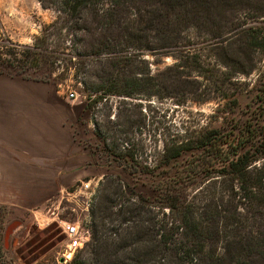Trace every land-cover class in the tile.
<instances>
[{
	"label": "trees",
	"instance_id": "16d2710c",
	"mask_svg": "<svg viewBox=\"0 0 264 264\" xmlns=\"http://www.w3.org/2000/svg\"><path fill=\"white\" fill-rule=\"evenodd\" d=\"M37 1L55 16L19 52L30 65L75 56L83 89L98 98L207 99L199 98L203 67L174 2ZM165 56L173 61L160 67ZM262 85L255 106L242 103L243 90L218 93L226 99L213 113L220 124L163 140L151 167L129 170L132 185L105 174L89 239L69 264H264ZM111 154L128 167L132 153Z\"/></svg>",
	"mask_w": 264,
	"mask_h": 264
},
{
	"label": "rangeland",
	"instance_id": "374dc122",
	"mask_svg": "<svg viewBox=\"0 0 264 264\" xmlns=\"http://www.w3.org/2000/svg\"><path fill=\"white\" fill-rule=\"evenodd\" d=\"M169 2H174L181 16H185L189 42L198 51L203 67L198 75L199 98H207L202 101L187 99L181 102L179 97L158 95L142 98L116 95L98 98L100 93L88 95L83 89V77L76 66L79 59L75 56L61 54L34 67L19 53L25 45L32 43L43 24L54 19V12L42 7L37 0H0V60L4 64L0 65V73L48 81L63 100L78 104L75 112L71 111L70 118L75 121L83 143L88 149L96 146L100 162L108 166L106 174L116 175L110 176L130 185L133 181L129 170L143 169L139 162L151 167L155 150L160 149L163 140L183 137L193 129L220 124L221 117L217 118L214 111L219 100L224 102L226 99H218V93L226 89L234 92L243 90L242 103L255 106L254 95L263 87L264 0ZM51 38L56 40L55 36ZM66 44L70 46L71 43ZM14 55L21 59H14ZM147 57L153 58L150 54ZM172 61L170 56H165L160 67ZM68 87L75 90V99L64 98L63 93ZM95 132L104 138L96 137ZM111 152L119 155L132 153V157L127 159L128 167L123 161L125 157L122 156L120 161L118 155ZM107 183L104 176L97 182L90 181L93 189L90 211L100 200ZM78 184L79 181L66 188L68 195L64 189L41 207L14 209L0 205V264L70 263L75 250L82 247L90 236L88 223L91 216L83 217L85 211L80 208L83 195L77 197L75 193L80 194ZM134 189L136 191V187ZM144 189L146 194L147 189ZM70 192L76 197L69 195ZM127 193L122 200L128 196ZM64 218L78 219L80 226L88 228L85 239L71 251L69 259L63 255L68 240L59 227L60 219ZM12 222L15 225L5 239V230Z\"/></svg>",
	"mask_w": 264,
	"mask_h": 264
},
{
	"label": "crops",
	"instance_id": "0c3cea01",
	"mask_svg": "<svg viewBox=\"0 0 264 264\" xmlns=\"http://www.w3.org/2000/svg\"><path fill=\"white\" fill-rule=\"evenodd\" d=\"M76 105L48 81L0 73L1 206L41 207L71 184L97 182L109 171L70 118Z\"/></svg>",
	"mask_w": 264,
	"mask_h": 264
},
{
	"label": "built area",
	"instance_id": "2783aa9c",
	"mask_svg": "<svg viewBox=\"0 0 264 264\" xmlns=\"http://www.w3.org/2000/svg\"><path fill=\"white\" fill-rule=\"evenodd\" d=\"M63 94L65 99H75L76 97L75 90L70 87H68ZM77 189L80 192V194L78 192H75L76 196L79 197L83 195V199L81 200V207H80L81 210L85 211L83 213V217L84 218L90 217V208H89L91 205L90 195L92 194L93 191L92 187L90 186V181L80 180ZM64 192L68 195L66 189L64 190ZM74 194L70 192L69 195H72V197H76ZM67 197L73 199L70 196ZM74 200L77 201V199ZM59 227L61 233L64 234L65 239L68 240V243L65 246L66 253L63 255L65 256V259H69L70 256H67V254L69 252L71 254V251H73V249L83 241L82 239H85L86 237L85 234L88 232V228L86 229L85 227L80 226L78 219L73 220L69 218L60 219Z\"/></svg>",
	"mask_w": 264,
	"mask_h": 264
},
{
	"label": "water",
	"instance_id": "95a60500",
	"mask_svg": "<svg viewBox=\"0 0 264 264\" xmlns=\"http://www.w3.org/2000/svg\"><path fill=\"white\" fill-rule=\"evenodd\" d=\"M15 225V222H12L11 224H9L5 230V239H7L10 231H12V227Z\"/></svg>",
	"mask_w": 264,
	"mask_h": 264
},
{
	"label": "bare ground",
	"instance_id": "6f19581e",
	"mask_svg": "<svg viewBox=\"0 0 264 264\" xmlns=\"http://www.w3.org/2000/svg\"><path fill=\"white\" fill-rule=\"evenodd\" d=\"M67 256H70V252L67 254Z\"/></svg>",
	"mask_w": 264,
	"mask_h": 264
}]
</instances>
